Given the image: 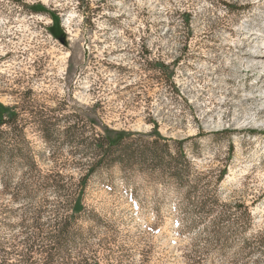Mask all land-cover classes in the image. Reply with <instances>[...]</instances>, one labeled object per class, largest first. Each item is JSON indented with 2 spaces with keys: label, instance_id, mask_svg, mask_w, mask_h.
Segmentation results:
<instances>
[{
  "label": "rangeland",
  "instance_id": "374dc122",
  "mask_svg": "<svg viewBox=\"0 0 264 264\" xmlns=\"http://www.w3.org/2000/svg\"><path fill=\"white\" fill-rule=\"evenodd\" d=\"M256 51L264 57V0H0V103L19 113L20 142L41 172L58 160L64 175L80 173L87 156L69 144L71 124L88 136L154 130L184 139L199 170L226 164L219 202L245 222L234 204L248 207L246 230L226 226L191 263L181 246L199 231H176L189 218L174 208V188L157 173L101 169L86 189L113 232L107 249L97 245L103 228L88 239L98 264H264V62L251 58ZM12 130L0 127L5 137ZM22 170L9 168L10 185ZM5 204L21 202L0 195Z\"/></svg>",
  "mask_w": 264,
  "mask_h": 264
},
{
  "label": "trees",
  "instance_id": "16d2710c",
  "mask_svg": "<svg viewBox=\"0 0 264 264\" xmlns=\"http://www.w3.org/2000/svg\"><path fill=\"white\" fill-rule=\"evenodd\" d=\"M182 15L188 25L185 12ZM18 117L14 108L0 103V127L10 124L13 128L8 137L0 131V165L5 166L1 167L0 195L21 202L16 208L0 205V264H98L97 249L88 239L97 237V229L103 228L97 245L98 249H107L113 232L110 218L86 202V189L99 170L112 166L123 172L136 169L140 175L160 174L161 185L174 188L181 202L174 208L189 218V222L176 223V231H199L181 246L191 263L206 258L212 238L220 242L226 226L236 225L235 234L247 229V206L234 204L235 209L245 210V222L242 216L230 212L231 206L226 202H219L217 186L227 165L197 169L187 154L184 139L166 138L154 130L149 134H111L108 130L88 136L74 123L67 127L68 142L76 146L75 152L87 156L85 161L76 163L80 173L64 175L58 160H54L50 171L41 172L29 155L28 145L20 142L19 132L23 129L16 125ZM13 164L23 170L12 186L8 183V170ZM259 242L264 244V239Z\"/></svg>",
  "mask_w": 264,
  "mask_h": 264
},
{
  "label": "bare ground",
  "instance_id": "6f19581e",
  "mask_svg": "<svg viewBox=\"0 0 264 264\" xmlns=\"http://www.w3.org/2000/svg\"><path fill=\"white\" fill-rule=\"evenodd\" d=\"M261 52L256 51L253 56L251 57L253 60L259 61V63H263L264 62V57L260 56Z\"/></svg>",
  "mask_w": 264,
  "mask_h": 264
}]
</instances>
